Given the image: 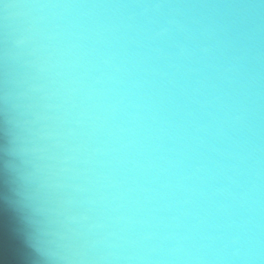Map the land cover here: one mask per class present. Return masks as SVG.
<instances>
[{
  "label": "clouds",
  "instance_id": "9594fccd",
  "mask_svg": "<svg viewBox=\"0 0 264 264\" xmlns=\"http://www.w3.org/2000/svg\"><path fill=\"white\" fill-rule=\"evenodd\" d=\"M0 264H264V0H0Z\"/></svg>",
  "mask_w": 264,
  "mask_h": 264
},
{
  "label": "water",
  "instance_id": "95a60500",
  "mask_svg": "<svg viewBox=\"0 0 264 264\" xmlns=\"http://www.w3.org/2000/svg\"><path fill=\"white\" fill-rule=\"evenodd\" d=\"M10 224L7 218L0 219V236L3 237V242L9 251H12L13 244L9 235Z\"/></svg>",
  "mask_w": 264,
  "mask_h": 264
}]
</instances>
